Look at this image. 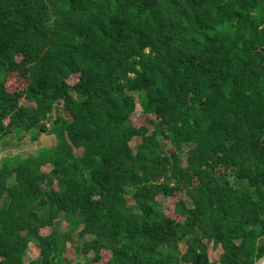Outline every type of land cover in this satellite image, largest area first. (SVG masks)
Here are the masks:
<instances>
[{
  "label": "trees",
  "instance_id": "1",
  "mask_svg": "<svg viewBox=\"0 0 264 264\" xmlns=\"http://www.w3.org/2000/svg\"><path fill=\"white\" fill-rule=\"evenodd\" d=\"M43 134L0 162V264H70L60 214L89 264H256L264 0H0V141Z\"/></svg>",
  "mask_w": 264,
  "mask_h": 264
},
{
  "label": "rangeland",
  "instance_id": "2",
  "mask_svg": "<svg viewBox=\"0 0 264 264\" xmlns=\"http://www.w3.org/2000/svg\"><path fill=\"white\" fill-rule=\"evenodd\" d=\"M113 1V0H112ZM139 115V111L135 114V116ZM134 116V117H135ZM155 126H157V123H154ZM30 136H26L25 140L23 141H16L15 139L11 140H3L0 144V158L5 152L13 153L14 151H21L25 152V154H32L35 150H38L39 145H43L41 148H46L47 146L53 145L54 139L51 135L43 134L39 137V139L36 140V142H31L28 138ZM13 138V137H12ZM29 139V140H28ZM138 141H135L132 146L137 145ZM167 144V143H166ZM165 144V145H166ZM38 148V149H37ZM168 148V147H167ZM35 153V152H34ZM27 154V155H28ZM50 170L49 167L45 168L44 171L48 172ZM56 184L59 186H63V182L61 178H58L56 180ZM161 208L164 210L165 214L167 216H171L172 218H175L177 220H181L180 217H176L173 212L171 211L169 201L163 197H160L158 199ZM168 201V202H167ZM47 232H52L56 234L57 236L61 237L62 239L66 240L68 242V255L67 257L70 259V264H89V260L91 255H88L86 257H82L81 255V243L83 239H78L76 232H71L67 223H66V215L60 214L57 221L55 222L52 229H50ZM214 256L218 257L217 254H214ZM34 257H32L29 253L27 254L25 261L28 262L32 260Z\"/></svg>",
  "mask_w": 264,
  "mask_h": 264
},
{
  "label": "crops",
  "instance_id": "3",
  "mask_svg": "<svg viewBox=\"0 0 264 264\" xmlns=\"http://www.w3.org/2000/svg\"><path fill=\"white\" fill-rule=\"evenodd\" d=\"M13 137V138H12ZM29 139H30V137H28ZM11 139H15L16 141H23V140H25V138H22L21 140H18L14 135H10L7 139H4V140H11ZM28 139V140H29ZM39 139V138H38ZM3 140H1L0 141V144H1V142H2ZM38 141V140H37ZM36 142V141H35ZM54 144V143H53ZM43 145H39L38 146V148H41ZM50 146H52V145H50ZM50 146H47V147H50ZM37 148V149H38ZM36 151V150H35ZM34 151V152H35ZM33 152V153H34ZM18 154H21V155H24V156H26L27 154H25V152H21V151H14L13 153H8V152H5L3 155H2V157L0 158V162L5 158V157H7V156H14V155H18Z\"/></svg>",
  "mask_w": 264,
  "mask_h": 264
},
{
  "label": "water",
  "instance_id": "4",
  "mask_svg": "<svg viewBox=\"0 0 264 264\" xmlns=\"http://www.w3.org/2000/svg\"><path fill=\"white\" fill-rule=\"evenodd\" d=\"M256 264H264V256L261 257L257 262Z\"/></svg>",
  "mask_w": 264,
  "mask_h": 264
}]
</instances>
